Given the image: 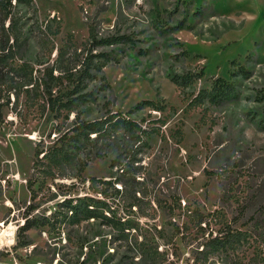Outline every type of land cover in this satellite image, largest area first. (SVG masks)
<instances>
[{"label": "rangeland", "instance_id": "374dc122", "mask_svg": "<svg viewBox=\"0 0 264 264\" xmlns=\"http://www.w3.org/2000/svg\"><path fill=\"white\" fill-rule=\"evenodd\" d=\"M20 8L33 84L0 123V264H264V0Z\"/></svg>", "mask_w": 264, "mask_h": 264}, {"label": "trees", "instance_id": "16d2710c", "mask_svg": "<svg viewBox=\"0 0 264 264\" xmlns=\"http://www.w3.org/2000/svg\"><path fill=\"white\" fill-rule=\"evenodd\" d=\"M33 0H0V123L4 121L3 111L4 106L8 105L11 102V94H15L17 98L19 94L17 90L26 84H33V76L32 73L30 76L26 74L27 69L30 67V64L26 60H22L21 64L17 65L16 61L25 58L22 55L21 51H23L24 45L27 43L26 33L24 30V16L21 12V5L31 6ZM92 37L96 39L95 35L92 33ZM49 71V70H48ZM50 74L52 71H49ZM52 107L58 105L55 98L52 95H49V100ZM145 102L151 103L150 100H146ZM128 120L130 123L132 121ZM100 122L98 120L82 121L76 127V132L72 137H78L80 140V136L84 135L87 131L94 132L97 131L100 127ZM69 142V141H68ZM67 144L66 139L61 140V145L56 146L54 151L52 152L53 161H55V165L59 166L63 164L66 160H71L72 154L69 151L63 150V146ZM45 152L44 149L40 148V142H38L35 146V156H40L41 153ZM46 155V152L43 154ZM37 166V159L34 160L33 167ZM33 180L30 178L28 180L29 186H31V182ZM93 203L79 204L74 207L76 213L79 211L88 213L92 212ZM206 222L204 217L200 218V223ZM207 223V222H206ZM31 225V219L26 217L25 222L19 227L20 231L23 232ZM214 241L216 240V244L219 243V236L213 237ZM225 243V242H224ZM222 244V242H221Z\"/></svg>", "mask_w": 264, "mask_h": 264}, {"label": "bare ground", "instance_id": "6f19581e", "mask_svg": "<svg viewBox=\"0 0 264 264\" xmlns=\"http://www.w3.org/2000/svg\"><path fill=\"white\" fill-rule=\"evenodd\" d=\"M11 234H13V232Z\"/></svg>", "mask_w": 264, "mask_h": 264}]
</instances>
